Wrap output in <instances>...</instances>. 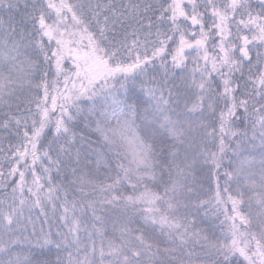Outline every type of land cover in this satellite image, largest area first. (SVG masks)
<instances>
[{
  "label": "snow or ice",
  "instance_id": "1",
  "mask_svg": "<svg viewBox=\"0 0 264 264\" xmlns=\"http://www.w3.org/2000/svg\"><path fill=\"white\" fill-rule=\"evenodd\" d=\"M256 7L0 0V130L18 140L0 165V264H34L13 245L34 209L57 203L66 231L37 243L68 264H264V0ZM89 119L103 151L86 171L75 129ZM53 171L71 178L55 184Z\"/></svg>",
  "mask_w": 264,
  "mask_h": 264
},
{
  "label": "trees",
  "instance_id": "2",
  "mask_svg": "<svg viewBox=\"0 0 264 264\" xmlns=\"http://www.w3.org/2000/svg\"><path fill=\"white\" fill-rule=\"evenodd\" d=\"M113 2L118 4V5H120V4L127 5L130 2V0H113ZM132 2H136V0H132ZM139 2L143 3V0H139ZM259 2H260V0H250V3L253 5L254 8H256V11H259V8L256 7L259 4ZM21 3H23V0H21ZM12 15H13V23H17L19 21V17L16 16L15 13H13ZM4 18L7 21V17H4ZM242 34H247V32L242 33ZM257 50L264 51V49H257ZM210 54H212L211 51H210ZM169 64H170V59H169ZM188 67H189V69H191L192 64L189 63ZM18 95H19L20 99L14 100L12 102L13 103L12 114L16 113L15 105L17 103L21 104L20 111L21 112L24 111V107H23L22 102L25 100L28 93L25 90L23 92V94L18 93ZM4 112H8V109H3V111H0V118H3ZM75 131L78 133V135H81L84 138L81 141L80 145H78V147L81 149L82 152H85V151L87 152L88 161H89L88 166L86 168V171H87L88 169L95 167V165L92 163V161L96 158L92 155V150L103 151L102 137H101L100 133H98L96 131V124L91 119L79 123L77 128L75 129ZM47 141L51 142V136L47 137ZM16 143H18V140L14 137L13 133H9L6 130H0V146H2L4 149L3 152H0V165H2L5 170H7V161L3 160L2 158H3V156L8 154V146L10 144L15 145ZM45 146H47V145H45ZM204 170L207 171L206 166H205ZM37 172L39 174L40 170L37 169ZM99 172H100V175L102 177L104 172H105L103 165H100ZM66 175L68 176L69 179L71 178L70 174H67L66 172H61L59 175H57V173L55 171H53V173H52L53 183H55V184H62V183L66 184L67 183V179H65ZM193 177H194V182L196 183L197 187H199L203 181V174L201 172L200 167H197L194 170ZM165 179H167V176H165ZM16 180H18V177L13 178V181H16ZM26 180L30 184L31 176L26 174ZM203 187L207 188L208 185L206 183H204ZM45 190H46V188H45ZM7 191L10 192L11 188L9 187L7 189ZM3 194H4V190L0 189V197H2ZM26 195H27V193H26ZM61 212H62V209H61L59 203H57L56 212H53L51 204H48L45 207V213L44 214L40 213L39 209H34L32 212V215H31L34 219L33 224L36 223V226L41 227V226L45 225L47 220L50 222V224H53V225L55 223L57 224V222L60 223L62 221L60 219ZM201 215H203V213H201ZM198 223H200V222L198 221ZM209 223H210V221H205L203 223H200V226L202 228L207 229ZM36 226H35V228H36ZM55 227H57V226L55 225ZM23 236L27 237L28 240L24 243L13 245V247L15 248V250L17 252H20V253H22V255L27 256L28 258L33 260L34 264H37V262H41V264H57L58 260H62L63 264H68V253L62 249H57L55 246V243L45 245L43 248H41L40 245L37 243V240H40L42 243V238L40 236H38L40 238H35L34 236H31L29 231L28 232L23 231ZM53 240L58 241L57 238H53Z\"/></svg>",
  "mask_w": 264,
  "mask_h": 264
},
{
  "label": "rangeland",
  "instance_id": "3",
  "mask_svg": "<svg viewBox=\"0 0 264 264\" xmlns=\"http://www.w3.org/2000/svg\"><path fill=\"white\" fill-rule=\"evenodd\" d=\"M256 211H257V208H256L255 203L253 202L252 212L256 213ZM31 220H32V222L27 224L28 225L27 229L24 230V232H28L29 231L31 236H34L35 238H40V237L42 238L43 234H48L49 239L53 240V238H57V240H59V233L66 231V227L64 226L63 221H61L60 223L57 222V224L55 223L53 225V224H50V222L47 220L45 225L39 227V226H36V223L33 224L34 219H33L32 216H31ZM55 225L57 227H55ZM35 226H36V228H35ZM41 230H43V232ZM38 236H40V237H38Z\"/></svg>",
  "mask_w": 264,
  "mask_h": 264
}]
</instances>
